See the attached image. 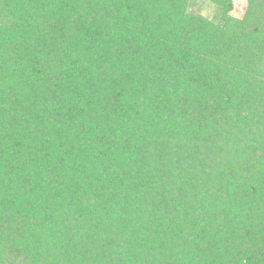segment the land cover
Instances as JSON below:
<instances>
[{"label":"trees","instance_id":"obj_1","mask_svg":"<svg viewBox=\"0 0 264 264\" xmlns=\"http://www.w3.org/2000/svg\"><path fill=\"white\" fill-rule=\"evenodd\" d=\"M245 1L0 0V264H264Z\"/></svg>","mask_w":264,"mask_h":264},{"label":"rangeland","instance_id":"obj_2","mask_svg":"<svg viewBox=\"0 0 264 264\" xmlns=\"http://www.w3.org/2000/svg\"><path fill=\"white\" fill-rule=\"evenodd\" d=\"M234 8L231 16L235 18H240L246 7L245 0H233ZM189 10L193 13H199L207 18H212L214 16L215 8L208 2L202 1H191L189 4Z\"/></svg>","mask_w":264,"mask_h":264}]
</instances>
